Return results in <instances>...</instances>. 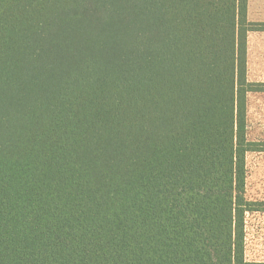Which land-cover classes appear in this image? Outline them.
<instances>
[{
  "label": "trees",
  "instance_id": "trees-1",
  "mask_svg": "<svg viewBox=\"0 0 264 264\" xmlns=\"http://www.w3.org/2000/svg\"><path fill=\"white\" fill-rule=\"evenodd\" d=\"M249 0H0V264L246 259Z\"/></svg>",
  "mask_w": 264,
  "mask_h": 264
},
{
  "label": "rangeland",
  "instance_id": "rangeland-1",
  "mask_svg": "<svg viewBox=\"0 0 264 264\" xmlns=\"http://www.w3.org/2000/svg\"><path fill=\"white\" fill-rule=\"evenodd\" d=\"M250 20L264 21V0H250ZM249 78L264 82V33L249 34ZM249 124L251 138L264 141V94L249 98ZM247 198L264 202V153L247 158ZM246 259L264 263V214L248 215L246 219Z\"/></svg>",
  "mask_w": 264,
  "mask_h": 264
},
{
  "label": "crops",
  "instance_id": "crops-1",
  "mask_svg": "<svg viewBox=\"0 0 264 264\" xmlns=\"http://www.w3.org/2000/svg\"><path fill=\"white\" fill-rule=\"evenodd\" d=\"M249 20H250V0H249ZM251 21V20H250ZM253 22V21H251ZM264 21H260V22H254V23H262ZM263 33V32H262ZM248 57H249V38H248Z\"/></svg>",
  "mask_w": 264,
  "mask_h": 264
}]
</instances>
